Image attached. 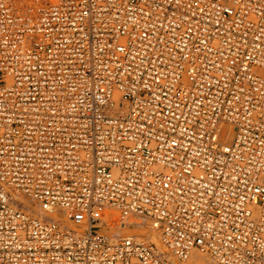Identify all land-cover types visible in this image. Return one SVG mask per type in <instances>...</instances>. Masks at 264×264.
Wrapping results in <instances>:
<instances>
[{
    "label": "built area",
    "instance_id": "obj_1",
    "mask_svg": "<svg viewBox=\"0 0 264 264\" xmlns=\"http://www.w3.org/2000/svg\"><path fill=\"white\" fill-rule=\"evenodd\" d=\"M169 253L264 264V0H0V264Z\"/></svg>",
    "mask_w": 264,
    "mask_h": 264
},
{
    "label": "bare ground",
    "instance_id": "obj_2",
    "mask_svg": "<svg viewBox=\"0 0 264 264\" xmlns=\"http://www.w3.org/2000/svg\"><path fill=\"white\" fill-rule=\"evenodd\" d=\"M55 217L59 219H63V217L59 216L58 214H56ZM107 221H108L107 225L111 230V232L107 234L109 237L113 238L115 234L118 235L120 234L123 236H129V235H137L143 237L146 236V238L149 239V241L154 242L161 250L166 251V249L162 246L159 233L155 229H153L148 223L147 225L146 223H143L141 220L135 218L126 219L124 223H122L121 221H116L112 218L108 219ZM109 229L108 227H106L104 229L105 233ZM169 256L174 262V264H211L206 261L205 255L199 253L194 254L189 260L180 263L175 258H173L170 255V253Z\"/></svg>",
    "mask_w": 264,
    "mask_h": 264
},
{
    "label": "rangeland",
    "instance_id": "obj_3",
    "mask_svg": "<svg viewBox=\"0 0 264 264\" xmlns=\"http://www.w3.org/2000/svg\"><path fill=\"white\" fill-rule=\"evenodd\" d=\"M146 224H147V223H146ZM147 225H148V224H147ZM134 227H135V226H134ZM108 229H109V226H108ZM110 232H111L110 229H109L108 231H106L107 234H109ZM116 236H121V237H122L123 235L115 234V237H116ZM139 237H142V238H144V239H147L146 236H144V237H143V236H139ZM147 240H149V239H147ZM205 259H206V261H207L208 263H211V264L215 263V262H214L211 258H209L208 256H205ZM215 264H216V263H215Z\"/></svg>",
    "mask_w": 264,
    "mask_h": 264
}]
</instances>
